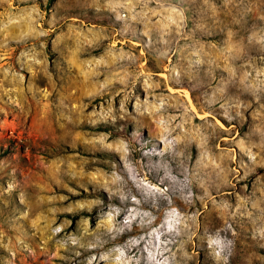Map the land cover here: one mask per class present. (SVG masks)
Returning a JSON list of instances; mask_svg holds the SVG:
<instances>
[{
  "label": "rangeland",
  "instance_id": "obj_1",
  "mask_svg": "<svg viewBox=\"0 0 264 264\" xmlns=\"http://www.w3.org/2000/svg\"><path fill=\"white\" fill-rule=\"evenodd\" d=\"M0 264H264V0H0Z\"/></svg>",
  "mask_w": 264,
  "mask_h": 264
}]
</instances>
